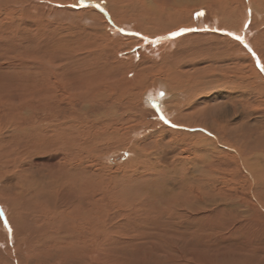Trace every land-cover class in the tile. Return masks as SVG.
Masks as SVG:
<instances>
[{
    "label": "bare ground",
    "instance_id": "bare-ground-1",
    "mask_svg": "<svg viewBox=\"0 0 264 264\" xmlns=\"http://www.w3.org/2000/svg\"><path fill=\"white\" fill-rule=\"evenodd\" d=\"M93 3L83 8L76 0H69V9L46 16H61L60 21L68 23V29L64 26L50 33L42 24L32 35L31 29H25L24 21L9 23L6 28L0 26L3 44L12 48L23 47L24 43L37 44L36 35L39 39L40 36L52 38L50 43L40 47L39 60L17 61L15 55L16 61L4 58L0 64V244L14 252L27 254L34 243L49 253L57 251L69 257L71 245L81 247L87 242L102 240L100 244H103V241L119 239L116 229L120 230L122 222H118V218L136 207L132 189L130 192L127 186L156 171L164 170L169 175L174 171L165 165L167 160L163 153L153 151L150 159L143 143L130 147L126 144L134 156L127 164L129 170L123 172L114 171L108 164L96 169L101 166L96 163L97 154L123 147L130 133L147 130L144 125L151 122L146 117L157 116L151 112V106L159 118L152 122L156 134L149 138L146 135L147 141L161 136V146H194L198 151L216 139V136L211 138L214 132L222 136L220 130L223 132L229 126L227 113L218 115L216 112L213 102L217 95L226 100L225 104L234 103L242 109L247 101L243 90L249 71L263 81L261 87L264 85V0H188V3L187 0L162 3L104 0L102 4ZM193 3L206 5L203 18L197 20L185 15L191 12L186 7ZM81 8L91 9L94 17L77 11ZM251 12L254 20L249 26ZM186 20L193 23L182 22ZM166 24L171 27H165ZM183 29L191 30L181 31ZM167 31L180 34L161 35ZM236 36L243 37L244 41L237 40ZM161 37L163 39H158ZM62 51L69 52V81L63 85L66 97L58 92L63 68L55 65L61 61ZM57 76H61V80ZM214 81L220 85L216 86L219 93L212 98L213 86H207L209 92H206L202 83L213 84ZM257 90L259 101L264 103L261 96L264 90ZM160 93H164L163 97ZM64 100L69 101V115L59 122V115L67 112H57L56 107L61 108ZM125 106L124 113L120 108ZM91 107L102 110L94 120L87 117ZM76 109L81 112L75 113ZM136 124L139 127L134 126ZM192 130L200 132H190ZM168 136L171 140H166ZM84 153L91 159H82ZM188 174V171L184 174L188 185L195 179L192 188L206 195L204 189L211 186L207 179L200 182L199 175ZM69 175L76 182L86 183L88 196L84 198L90 200L93 208L89 215L81 217L86 226L78 227L86 236L73 242L69 241ZM109 176L113 177L108 182L112 187L101 183ZM83 185L77 187L80 189ZM117 186H121L119 190L123 191L125 199L127 197L126 205L121 195H114ZM202 204L208 207L207 203ZM106 208L111 212L106 213ZM194 217L195 223L205 220L202 216ZM211 217L206 215L208 220Z\"/></svg>",
    "mask_w": 264,
    "mask_h": 264
},
{
    "label": "rangeland",
    "instance_id": "rangeland-1",
    "mask_svg": "<svg viewBox=\"0 0 264 264\" xmlns=\"http://www.w3.org/2000/svg\"><path fill=\"white\" fill-rule=\"evenodd\" d=\"M155 1L162 3L164 0ZM93 2L95 4H102L104 0H99V2L97 0H83V3H81V0H76V4L78 6L81 5L80 7L83 8H88L94 4ZM194 4L186 7L188 10L191 9V12L186 10L188 12L185 15H192L191 17L198 20L201 16L198 17L196 13L203 12L205 13L202 15L203 18L206 15V11L204 10L206 5L203 3ZM69 6V0H0V26L6 28L9 23L24 21L25 29H31L30 31H33L32 35L36 34L34 33L36 27L42 24L46 25L50 33L52 32L51 30H61V27L65 28L64 26L68 29L67 25L69 26V24L60 21L62 17L58 16L57 18L56 14L62 10H67V8L69 9ZM93 7L95 8V6ZM83 8L77 11L87 14L91 18L94 17L91 9L87 11ZM54 13H56L55 17H46ZM253 20L254 14L251 12L249 26L252 25ZM168 21L169 19L165 20V23H168ZM193 21L197 22L196 19H193ZM193 21L186 20L182 22L192 24ZM166 26L171 27L170 24H166ZM172 32H163L161 35H168ZM247 35L249 36L248 33ZM35 38L37 40L35 41L37 43L35 45H33L34 43L29 45L24 43L23 47L12 48L3 44L4 36L0 33V64L5 61L3 60L4 58H11L13 61L39 60L38 52L43 48V45L49 41L51 42L52 38L40 36L39 39L37 35ZM161 42H164V40H161ZM13 52H16V54ZM60 54L61 61L55 63L59 68H63V72L60 71L62 80L61 76H57V79L62 81L58 92L66 97L68 94L63 85L69 81V52L62 51ZM27 56L29 59L26 58ZM208 73L212 74V72ZM262 82L260 78H256L249 71L243 90L247 101L242 109L240 105L238 106L234 103L225 104L226 100L218 97L219 88H216V86L220 85V82L214 81L213 84L210 82L202 83V87H205V89L209 85L213 86L214 93L212 94V98L217 95V99L213 102L215 103L216 112L218 115L221 112L227 113L229 116V126L223 132L220 130L222 136H219L220 134L217 131L214 132L211 138L214 139V136H216V139L213 142H209L206 147L199 149L200 151H197L194 146L181 147L180 145H175L177 146L175 147L174 144L161 146V136L147 141L146 135L149 138L154 137L156 134V131L153 130L154 126L152 122L156 121L157 117L159 118L156 109L151 106V112L157 116L151 117L148 115L146 117L148 122H151L149 125H144L147 130H143L144 132H132L133 134L130 133L128 142L123 147L121 146L122 149L121 147H116L102 152L100 155L97 154L96 163H99L101 166L97 168L94 166L96 169L108 164L107 167L110 166L113 167L112 169H116L114 171L122 170L123 172L129 170L127 169L129 167L127 164L131 163L130 161L134 156L128 147L131 144L143 143V146L149 152L147 154H150V159H152L150 156H153V151L159 154L163 153L166 156L165 161L167 160V164L165 163V165L169 169L173 168L172 170L174 171L171 175L167 174L164 170L156 171L154 175H148L145 178L139 179L138 182H132L129 185L125 182L130 192L132 189L133 204L136 207L133 212L128 211L127 214H124L125 216L123 215L122 218H118L117 221L122 222L120 230L115 228L119 239L113 242L103 241V244H100L102 240H99V243L87 242L85 246L82 245L81 247L71 245L70 247L74 248L72 250L69 247V257L60 255L57 251L49 253L38 248L39 245H35L34 243L27 254L24 252H14L9 247L7 248V245L3 246L0 244V264H264V170H262L264 167V103L259 101L257 90L259 88L264 90V85L260 86V84H263ZM68 85L69 82L67 87ZM206 92H209L208 89H206ZM263 92L261 91V96H264ZM68 103L69 101L64 100L61 108L56 107L57 112L60 110L67 112L65 115H59V122L65 117L68 118ZM218 107L221 109L218 110ZM121 110L125 113L127 106L124 109L120 108ZM80 112L79 109L75 110V113ZM99 113H102V110L98 107H91L87 110V117L90 120H94L98 117ZM134 126L139 127L138 124ZM185 131L189 130L186 129ZM190 132H200V130H192ZM166 140H171L170 136L166 137ZM126 144L128 147H125ZM157 145L159 146L157 147ZM88 155L90 156V154ZM81 157L84 160L86 158L87 160L91 159L87 157V153H84ZM108 159L111 161L109 162ZM156 161H159V159ZM246 168H250V171L253 173ZM255 170L257 173H254ZM187 171L189 174L193 173L195 177L199 175L200 178L198 179L200 182L203 179H207V182L211 186H206L208 187L207 189L210 188L208 191L204 189L206 195L203 196L201 192H198L200 190L193 189L195 179L192 180V185H188V179L185 178ZM207 171H210V173H207ZM76 173L78 176L83 177L80 171H76ZM71 176L69 175V181L74 186L69 182V241L73 242L72 240L76 238H78L76 241H80L81 237L86 236L78 227L86 226V223L83 224L84 221H81V217L84 214L89 215L93 208L90 200L84 198L88 196L85 194L87 192V187L85 188L86 183L83 185L80 181L76 182L75 178ZM112 178L109 176V179L106 181L102 179L104 182L101 183L108 185V182ZM81 184L83 186L79 189L77 186H81ZM108 186L112 187V184ZM119 188L121 186H117L114 195L116 194L117 197L121 195L120 199L126 205L127 197L126 199L124 198L123 191L119 190ZM81 198L84 199L81 200ZM129 201H132V197ZM203 202L207 203V208L203 206ZM108 206H111L110 203ZM110 209L112 211L111 207ZM106 210V213L111 212L107 208ZM206 215L212 216L209 218L210 220L206 218ZM91 216L93 217L94 215ZM194 216H197V218L202 216L205 220L195 223L194 219L196 217ZM190 218L194 219L191 220ZM50 255L51 257H49ZM60 259L61 261H59Z\"/></svg>",
    "mask_w": 264,
    "mask_h": 264
},
{
    "label": "snow or ice",
    "instance_id": "snow-or-ice-1",
    "mask_svg": "<svg viewBox=\"0 0 264 264\" xmlns=\"http://www.w3.org/2000/svg\"><path fill=\"white\" fill-rule=\"evenodd\" d=\"M81 3H83V0H81ZM96 7H100V5H96ZM196 15L199 17V16H202V15H204V13L203 12H199V13H196ZM191 29H183V30H181V31H190ZM180 34V32H173V33H170V36H172V37H174V36H177V35H179ZM229 35H234L233 33H229ZM237 40H240V41H244V38L243 37H240V36H236L235 37ZM145 39H147L146 37H145ZM158 39H163L162 37L161 38H158ZM262 70H264V66H262ZM163 95H164V93H160V96L161 97H163ZM158 106V105H157ZM163 118V117H162ZM165 122L166 123H168V121L166 120V118H165ZM5 224H7V220L5 219ZM9 231H11V228H10V226H9Z\"/></svg>",
    "mask_w": 264,
    "mask_h": 264
}]
</instances>
